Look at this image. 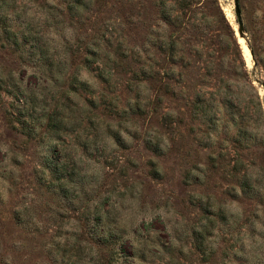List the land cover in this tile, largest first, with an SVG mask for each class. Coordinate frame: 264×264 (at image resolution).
Segmentation results:
<instances>
[{"label":"rangeland","instance_id":"1","mask_svg":"<svg viewBox=\"0 0 264 264\" xmlns=\"http://www.w3.org/2000/svg\"><path fill=\"white\" fill-rule=\"evenodd\" d=\"M235 1L0 0V264H246L264 0Z\"/></svg>","mask_w":264,"mask_h":264},{"label":"trees","instance_id":"2","mask_svg":"<svg viewBox=\"0 0 264 264\" xmlns=\"http://www.w3.org/2000/svg\"><path fill=\"white\" fill-rule=\"evenodd\" d=\"M174 4L177 5V7L183 9H186L185 7L188 5L189 0H172ZM166 0H158V13L159 17L161 19H165V17H169L170 20L174 21L176 19V14L172 13L170 14V11L168 10V7H171V10H173V5L167 4ZM217 6V5H216ZM218 9V8H217ZM171 16V17H170ZM225 27L229 29L228 24L225 23ZM251 175L249 172H242L240 176V180L238 182V190L240 194L246 195L248 192L254 193L256 190H254V187L250 183ZM257 193V192H256ZM255 194V193H254ZM260 196H257L259 198ZM254 223H250L248 225L249 234L251 235L250 244L249 247L252 249L253 253H251L248 256V260L246 261V264H264V244L262 242V238L264 235V228H257L253 227Z\"/></svg>","mask_w":264,"mask_h":264},{"label":"water","instance_id":"3","mask_svg":"<svg viewBox=\"0 0 264 264\" xmlns=\"http://www.w3.org/2000/svg\"><path fill=\"white\" fill-rule=\"evenodd\" d=\"M234 14H235L236 19H237L238 27L240 28L241 23H240V18H239V10H238V7H237V4H236L235 0H234Z\"/></svg>","mask_w":264,"mask_h":264}]
</instances>
